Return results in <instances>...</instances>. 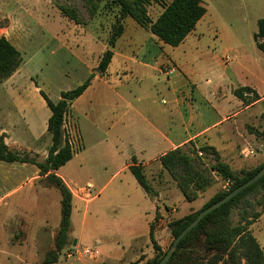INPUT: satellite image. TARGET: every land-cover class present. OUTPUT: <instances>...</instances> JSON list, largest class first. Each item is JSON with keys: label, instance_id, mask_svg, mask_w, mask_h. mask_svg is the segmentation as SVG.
Listing matches in <instances>:
<instances>
[{"label": "crops", "instance_id": "obj_1", "mask_svg": "<svg viewBox=\"0 0 264 264\" xmlns=\"http://www.w3.org/2000/svg\"><path fill=\"white\" fill-rule=\"evenodd\" d=\"M21 1L0 0V17L9 18V23L1 28L6 29L3 34L13 44L19 38L13 29L16 17H21L22 24L27 16L33 14V8ZM203 3L207 11L196 25L209 13L206 0ZM123 23L124 30L112 48L113 57L106 71L102 72L98 66L103 53L109 48L110 36L95 62L77 57L87 78L91 74L93 77L85 91L72 100L65 118L66 135L74 141L73 156L56 173L73 193L72 227L69 232L72 245L61 254H65L66 259L77 255L81 264H141L151 259L156 253L153 238L164 248L170 221L200 209L220 189L221 176L216 175L218 185L215 189L209 191V186L196 199L188 200L160 160L167 151L195 141L198 146H214L221 159L232 168H244L241 154L247 153L246 148L238 153V145H230V131L221 129V126L249 110L253 124L245 122L244 125L253 134L252 142L260 151V156L251 164L264 160V136L256 132V129L262 131L264 128V112L252 111L264 102V73L253 70V83L243 84L254 88L260 95L259 99L249 104L236 95L228 97L222 90L221 82L211 85L206 92L183 68L184 63L172 56L175 48L186 44L192 31L179 45L173 46L162 41L150 29H143L144 26L131 16L124 17ZM57 41L61 42L60 39ZM30 62L23 56L21 66L3 82L16 97L18 105H25L33 92L32 89L28 91L21 80L30 75L35 91L40 93L47 107L41 101L44 117L31 119L25 116L23 122L11 110L0 105V136H4L5 142L13 147L28 146L34 137L39 138L48 131L51 109L41 94V90L46 93L45 89L33 80L34 69ZM167 63L176 65L178 72L171 75L162 73L161 67ZM113 64L117 66L112 69ZM113 73L119 74V77L112 78ZM206 83L212 84V79L207 78ZM64 90L70 88L61 87L46 94L57 102ZM233 90L231 88V93ZM88 95L90 112L84 113L89 118L90 128L86 133L93 140L90 146L86 143L80 115L76 119L72 113L76 104ZM227 104H234L236 110H227ZM77 110L81 111L80 105ZM92 113L96 114L92 116ZM134 159L144 167L153 194L143 188L131 171ZM46 180V174H41L34 164L0 161V205H5L8 198L18 195L23 189H26V199H30L39 183L49 191L51 186ZM18 199L22 203L21 198ZM59 203L61 205V197ZM6 216L9 220L17 218L16 213ZM48 229L53 230L48 224L37 232L31 229L29 238L33 237L34 247H28L30 239L25 234L15 238L14 242L10 240L14 249L19 246L18 242L24 244L17 251L18 262L12 261L11 264H37L42 259L40 253L48 250L43 248L47 238L55 239V233L52 235L51 230L50 234L47 233ZM95 245L101 251L98 257L83 254V248ZM28 250L35 251L36 257L28 256ZM4 253L8 254V250ZM59 261L60 257L56 264Z\"/></svg>", "mask_w": 264, "mask_h": 264}, {"label": "rangeland", "instance_id": "obj_2", "mask_svg": "<svg viewBox=\"0 0 264 264\" xmlns=\"http://www.w3.org/2000/svg\"><path fill=\"white\" fill-rule=\"evenodd\" d=\"M106 1L102 2L99 12L88 24L76 23L65 16L51 0L21 1V3H28V6L33 8V14L27 16L22 24L19 20L21 17H16L17 21L13 29L19 34V38L13 42L18 46L17 48L22 52L25 59H30L31 68L34 69L33 80L38 82L39 86H43L46 93H53L61 87L76 88L87 79V73L82 70L77 57H81L86 62H95L103 44L111 35L114 25L117 24V8L108 5ZM206 2L209 13L188 35L186 44L172 51V56H175L178 62L184 63L183 68L194 76L193 80L206 92H209L207 89L211 85L221 82L223 92H226L228 97H235L234 90L236 88L243 86V84L253 83V70L258 71L259 74L264 73V52L258 47L254 39V33L258 29V19L264 17V0H206ZM162 10L163 6L159 0H151L148 11L152 19L157 18ZM8 23L9 18L0 17V34L6 33V29L1 27ZM138 37L140 38L141 35L138 34ZM57 39H60L61 42H58ZM226 55H230V61L224 60ZM116 66L113 64L112 69ZM176 72H178V68ZM111 77L116 79L119 74L113 73ZM207 78H211L213 83L207 84ZM21 81L28 91L32 89L33 92V95L30 94L27 103L18 105L16 97L7 90L6 82H3L0 85V105L11 110L15 117L23 122H25V116L31 119L32 117L43 118L45 113L41 103L43 102L45 106L46 103L40 93L35 91V84L30 75ZM78 81L81 83H77ZM135 85L137 84H133V86ZM231 88H234L233 93H231ZM89 95L84 96L82 102L76 104L72 113L76 119L80 115L82 128L86 135V143L90 146V142L93 140L87 135L90 124L87 113H84L85 111L90 112ZM79 105L81 107L80 112L77 110ZM85 107L86 110H83ZM226 109L236 110V106L227 104ZM253 110L264 112V102L256 105L252 108ZM95 114L92 113V116ZM245 122L253 124V120L249 118V110L225 122L221 129L230 131L232 138L230 145H235V147L238 145V153L241 149L246 148L247 153L241 154L245 163L242 167L250 168L262 161L256 165L251 164L260 156V151L254 146L253 134L248 132L244 125ZM41 136L36 139L34 137L32 141H29L28 146L23 143L24 145L21 147H10L28 154L38 161H44L52 144V137L48 131ZM71 144L73 147L74 141ZM253 150L255 152H252ZM34 166L37 165L34 164ZM70 166L72 170V164ZM219 179L222 183L220 189H222L225 181L222 177ZM46 181L51 186L49 191L42 188L39 183L33 189L30 199H26L28 198L25 196L26 189H23L17 193L18 195L8 198L5 205H0V264L18 262L17 255L19 253L17 251L24 244L18 242L19 246L14 249L10 245V240L14 242L17 240L15 238L25 234L30 239L27 244L28 247H34L33 237L29 238L32 228L33 231L37 232L48 224L53 230L48 229L47 233L50 234L51 230L53 231L51 234L55 233L56 235L61 221V205L59 203L61 194L58 188L51 185L48 180ZM217 185V182H214L209 187V191L215 189ZM179 195L181 196L180 193ZM18 198H21L22 203L18 202ZM253 201L254 209L260 212V216L254 220L250 228L264 251V188L254 196ZM180 210V212L183 211L182 206ZM12 213H16L17 218L9 220L6 215ZM173 239L171 230L168 228L167 240L162 249L167 250ZM46 243L43 248L49 250L52 248L51 246H54L55 239L47 238ZM5 250H8V254L4 253ZM27 252L28 256L36 257L35 251L28 250ZM46 252L40 253L42 259H39L37 264L44 259ZM32 262H34L33 259ZM61 263L81 264L77 255L66 259L65 254L60 256L58 264Z\"/></svg>", "mask_w": 264, "mask_h": 264}, {"label": "trees", "instance_id": "obj_3", "mask_svg": "<svg viewBox=\"0 0 264 264\" xmlns=\"http://www.w3.org/2000/svg\"><path fill=\"white\" fill-rule=\"evenodd\" d=\"M60 11L76 23H88L99 12L105 0H51ZM163 10L155 20L149 15L148 5L151 0H107V4L117 8V24L109 37V48L103 53L99 69L106 71L113 57V47L124 30L123 19L131 16L142 26L150 29L162 41L173 46L179 45L196 27L197 22L206 13L203 0H159ZM258 47L264 52V17L258 19V29L254 33ZM23 56L15 44L4 34L0 35V85L10 77L22 64ZM91 74L76 88L61 92V98L54 102L41 90V94L51 109L48 119V132L52 144L44 161H38L21 151L11 148L0 136V161L30 162L46 174L51 185L61 193V221L55 235V243L40 264H56L61 252L72 245L69 232L72 227L73 193L64 180L56 173L57 170L73 156V147L68 135L65 134L64 121L70 110L71 102L80 96L91 83ZM235 94L245 103L259 99L258 92L250 86H240ZM254 130V127H250ZM258 135L264 136L257 130ZM202 151L204 155H200ZM163 166L169 171L182 190L185 197L192 201L200 192L211 186L216 175L229 181L223 185L204 205L183 217L175 218L169 228L176 237L204 207L217 201L235 187L254 175L264 161L258 165L244 169H234L223 161L218 150L211 145H196L189 141L167 151L160 157ZM138 182L153 194L144 167L134 159L130 166ZM264 188V176L243 189L233 198L206 214L201 221L180 241L176 251L165 264H264V251L251 231V224L260 216L254 209L253 198ZM172 243V242H171ZM155 255L141 264H157L165 255L158 242L153 238ZM136 264V263H132Z\"/></svg>", "mask_w": 264, "mask_h": 264}, {"label": "water", "instance_id": "obj_4", "mask_svg": "<svg viewBox=\"0 0 264 264\" xmlns=\"http://www.w3.org/2000/svg\"><path fill=\"white\" fill-rule=\"evenodd\" d=\"M1 35V34H0ZM264 176V166H262L254 175H252L250 178H248L245 182L241 183L237 187H235L233 190H231L229 193L218 199L217 201L211 203L210 205L204 207L202 210H200L197 214V216L176 236L174 237L170 247L167 249L165 255L162 257V259L157 264H165L174 254L176 251L180 241L183 239V237L189 233L200 221L201 219L214 210L215 208L221 206L223 203L227 202L231 198H233L235 195H237L239 192H241L246 187L250 186L251 184L258 181L260 178ZM75 243V241H74Z\"/></svg>", "mask_w": 264, "mask_h": 264}, {"label": "built area", "instance_id": "obj_5", "mask_svg": "<svg viewBox=\"0 0 264 264\" xmlns=\"http://www.w3.org/2000/svg\"><path fill=\"white\" fill-rule=\"evenodd\" d=\"M225 60L230 61L231 60L230 55H226ZM161 71L164 74L171 75L177 71V66L167 63L161 67ZM65 124H66V121H64V126H65ZM70 142H72V141H70ZM199 154L203 155V152L200 151ZM228 183H229V181H227L225 183V186L226 185L228 186ZM82 252H83V254L89 255L91 257H98L101 253L100 249L96 245L95 246H87V247L83 248ZM68 255H70V253H68Z\"/></svg>", "mask_w": 264, "mask_h": 264}]
</instances>
